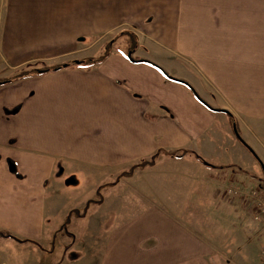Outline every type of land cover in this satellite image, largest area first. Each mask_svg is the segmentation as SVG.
<instances>
[{
  "label": "crops",
  "instance_id": "obj_1",
  "mask_svg": "<svg viewBox=\"0 0 264 264\" xmlns=\"http://www.w3.org/2000/svg\"><path fill=\"white\" fill-rule=\"evenodd\" d=\"M121 33L132 36L130 44H114L101 63L0 86V231L18 241L14 230L35 238L60 229L73 209L64 205L54 229L43 209L45 199L68 193V168L139 166L158 154L194 163L198 156L213 166L198 162L208 170L259 167L227 114L209 110L186 85L128 53L228 112L264 166V0H0V79L38 63L98 57ZM15 107V115L5 112ZM62 171L65 178L58 177ZM139 232L127 241L130 251L149 233L155 244L143 251L156 262L214 261L182 225ZM114 250L115 261L126 260L121 246ZM248 252L247 262L256 264Z\"/></svg>",
  "mask_w": 264,
  "mask_h": 264
},
{
  "label": "rangeland",
  "instance_id": "obj_2",
  "mask_svg": "<svg viewBox=\"0 0 264 264\" xmlns=\"http://www.w3.org/2000/svg\"><path fill=\"white\" fill-rule=\"evenodd\" d=\"M107 40L112 47L130 44L128 35ZM43 67L48 66L38 63L16 74ZM208 169L198 162L158 154L152 166L137 168L128 177L130 166L68 168L71 175L67 178L63 171L58 172V177L65 178L68 193L45 199L43 217L48 226H60L66 203L67 209L82 212L88 200H97L95 190L103 185L101 203L90 204L83 216L70 217L64 228L43 231L35 238L14 230L20 241L27 242L0 241V264H165L143 249L155 244L154 236L147 232H155L159 224L167 222L182 225L205 244L212 252L211 264H251L246 250L256 256V264H264V210L260 206L264 203V176L260 167L250 172ZM139 231L149 237L136 240L138 247L132 246L130 251L128 245L133 243L127 241L135 239ZM115 246L128 253L126 260L115 261Z\"/></svg>",
  "mask_w": 264,
  "mask_h": 264
},
{
  "label": "trees",
  "instance_id": "obj_3",
  "mask_svg": "<svg viewBox=\"0 0 264 264\" xmlns=\"http://www.w3.org/2000/svg\"><path fill=\"white\" fill-rule=\"evenodd\" d=\"M122 35H128L130 40L132 39V36L128 33H121ZM111 48H112V44H106L103 48V51L101 52V54L98 56V57H95V58H88L86 60H80L78 61V63H75L74 62H71V63H67V64H63V65H56V66H48V67H43L41 69L39 68H32L31 70H23L21 71L20 73L12 76V77H8V78H3V79H0V86H3V85H7V84H10V83H13L15 81H19V80H23V79H26V78H30V77H34V76H41V75H45V74H48V73H51V72H55V71H58V70H61L63 68H66L68 66H83V67H90L94 64H98V63H101L110 53L111 51ZM131 49H129L130 51ZM129 60L133 61V62H140V63H145V64H148L152 67H154L155 69H157L164 77H166L167 79L169 80H172V81H175V82H179V83H182L184 85H186L189 90L191 91V93L193 94V96L195 97V99L197 101H199L201 104H203L205 107H207L209 110L211 111H216V112H224L225 114H227V116L229 117V120L231 122V126H232V129H233V133L236 137V139L241 143L243 144L248 150L249 152L252 154V156L255 158V160L257 161L259 167H260V170L264 176V166L262 164V162L259 160V158L253 153V151L243 142V140L241 139V136L239 134V130L237 128V124L235 122V120L233 119V117L226 111L224 110H221V109H215V108H212L211 106H209L206 102H204L200 97L199 95L195 92V90L185 81L183 80H179V79H176V78H173L171 77L170 75H168V73L162 69L160 66H158L157 64L149 61V60H139V59H134L132 58L131 56L128 57ZM65 65V67H64ZM19 111V107H15V108H12V109H6L5 112L7 114H12V115H15L16 113H18ZM186 152H182V154H184ZM181 154V155H182ZM174 157H180L181 155H174L172 154ZM197 161L204 164L205 166L207 167H213L209 164H207L205 161H203L200 157L198 156H195ZM155 158L156 156H153L151 158L150 161H143L139 164V166H132L131 167V170L125 174L126 177L130 176L133 171L137 168H143L145 166H152L154 164V161H155ZM103 185L99 186L96 190V193H95V197L97 198V200H88L83 208V211L82 212H79L78 210L76 209H73L71 211H69V213L67 214V216L65 217L64 219V222L62 224V228H64L68 223H69V220H70V217L72 216H75V217H80V216H83L87 207L90 205V204H93V203H96V204H99L101 203V196H100V191L102 189ZM0 239H12V240H16L18 241L16 238H14L10 233L8 232H5V231H0ZM19 242H25V241H19Z\"/></svg>",
  "mask_w": 264,
  "mask_h": 264
},
{
  "label": "water",
  "instance_id": "obj_4",
  "mask_svg": "<svg viewBox=\"0 0 264 264\" xmlns=\"http://www.w3.org/2000/svg\"><path fill=\"white\" fill-rule=\"evenodd\" d=\"M128 57H130L131 56V54L130 53H128V55H127ZM75 63H78V61H75ZM64 67H65V65H64ZM11 170H13V168L11 167Z\"/></svg>",
  "mask_w": 264,
  "mask_h": 264
},
{
  "label": "built area",
  "instance_id": "obj_5",
  "mask_svg": "<svg viewBox=\"0 0 264 264\" xmlns=\"http://www.w3.org/2000/svg\"><path fill=\"white\" fill-rule=\"evenodd\" d=\"M260 206H261V207H262V209L264 210V203H262Z\"/></svg>",
  "mask_w": 264,
  "mask_h": 264
}]
</instances>
